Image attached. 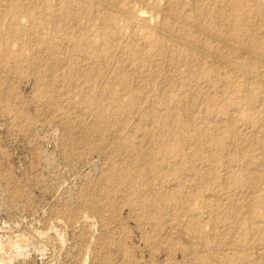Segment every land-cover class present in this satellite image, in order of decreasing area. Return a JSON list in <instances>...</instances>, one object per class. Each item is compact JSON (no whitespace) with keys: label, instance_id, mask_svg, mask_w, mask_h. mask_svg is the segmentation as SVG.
Segmentation results:
<instances>
[{"label":"rangeland","instance_id":"obj_1","mask_svg":"<svg viewBox=\"0 0 264 264\" xmlns=\"http://www.w3.org/2000/svg\"><path fill=\"white\" fill-rule=\"evenodd\" d=\"M110 2L0 0V264H264V0Z\"/></svg>","mask_w":264,"mask_h":264},{"label":"bare ground","instance_id":"obj_2","mask_svg":"<svg viewBox=\"0 0 264 264\" xmlns=\"http://www.w3.org/2000/svg\"><path fill=\"white\" fill-rule=\"evenodd\" d=\"M96 2L98 3V4H100V5H102L105 9H107V10H109V11H114L115 13H119V14H121L122 15V17H124V19H126L127 21H131V22H136V23H138V24H140L142 27H148L149 25H148V23L146 22V19L147 18H145V16L144 15H142V14H132V13H130L129 11H124V10H122L120 7H118L117 5H113L111 2H110V0H96ZM195 2V1H194ZM116 9H115V8ZM167 13V12H166ZM175 16V15H174ZM171 19H173V18H171ZM201 22V21H200ZM197 23H198V21H197ZM202 23V22H201ZM247 23V22H246ZM196 24V23H195ZM198 26V25H197ZM155 27V26H154ZM153 27V28H154ZM157 27V26H156ZM253 27V26H252ZM198 28H199V26H198ZM201 28V27H200ZM200 29H198V31H199ZM201 31H203V28L201 29ZM207 31V30H206ZM170 32V31H169ZM205 32V31H204ZM203 32V33H204ZM209 32V31H208ZM253 32V31H252ZM158 33L159 34H163L162 32H160V30H158ZM167 34H168V32H167ZM165 35V36H168V38L170 37V34L169 35ZM209 33H206V35H208ZM211 35V34H210ZM216 36V35H215ZM251 36V35H250ZM204 37V36H203ZM214 37V36H213ZM167 38V37H166ZM172 38H173V36H172ZM176 38V37H175ZM174 38V39H175ZM178 39V38H177ZM223 39V38H222ZM229 40H230V38H229ZM176 42V41H175ZM177 42L180 44V45H182V46H184L185 47V49L186 50H188V51H190V52H194V53H196V54H198V55H201V56H207V54H209V53H207V51L204 49H202V47L201 46H195V45H192V43H190V42H188V41H185L184 39L183 40H177ZM209 52V51H208ZM211 58V57H210ZM213 58H215L214 59V61H217L219 64H221V65H223L227 70H229V71H232V72H234V73H236L237 75H239V77L241 76V77H246V76H248L249 74L248 73H246V71H243V69H245V68H241V65H239L236 61H234V60H231V59H228V58H226V57H222V56H215V53H214V57ZM111 69V68H110ZM109 69V70H110ZM261 73H262V71H261ZM248 74V75H247ZM256 76V75H255ZM238 77V76H237ZM257 77V76H256ZM252 78V77H251ZM263 78V77H262ZM246 80V79H245ZM263 80V79H262ZM264 82V81H263ZM262 84V83H261ZM64 106V105H63ZM214 119V118H213ZM232 123V122H231ZM99 129V128H98ZM149 140V139H148ZM147 142V141H146ZM89 144V143H88ZM260 161V160H259ZM258 161V162H259ZM261 248V247H260Z\"/></svg>","mask_w":264,"mask_h":264}]
</instances>
